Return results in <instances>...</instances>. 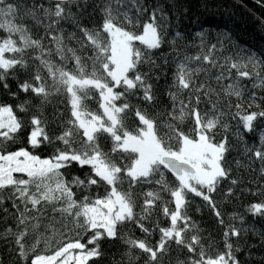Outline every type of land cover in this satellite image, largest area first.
Segmentation results:
<instances>
[{"label": "snow or ice", "instance_id": "1", "mask_svg": "<svg viewBox=\"0 0 264 264\" xmlns=\"http://www.w3.org/2000/svg\"><path fill=\"white\" fill-rule=\"evenodd\" d=\"M256 2L261 3V0ZM88 3L89 0H46V3L37 4L33 0L29 6L23 0H0V31L6 34L0 37V87L10 96L17 97L8 80L17 79L16 72L22 71L29 78L23 82L17 79L18 89L31 95V100L15 107L0 103V190L11 187L13 196L24 208L21 211L20 206L13 203L16 230L6 228L0 234V240L11 244L17 264H28L29 261L30 264H88L91 259L103 255L102 241L117 239L127 248L124 255L129 264H135L141 258L144 264H165L166 261L171 264L173 246L177 251L187 249L189 253L199 249V259L177 258L176 264H243L239 259L243 250L239 243L242 234L251 232L259 236L260 246L264 247V232L243 227L244 217L238 214H232L229 220L239 219L241 227L226 223L217 210L212 195L219 183L229 177L230 169L225 164L231 149L227 136L217 143L215 134L225 115L238 118L236 136L240 142H244L240 125L245 132L258 134L259 146L245 145V153L264 164V127L258 129L256 123L264 120V110L248 111L237 103L235 113L231 112L230 106L228 112H221L217 105L223 97L235 96L239 100L245 96L247 89L243 78L256 81L253 88H264V59L255 52L247 56L239 53L224 55L230 51L225 49L224 41L218 38L217 44L209 48L203 31L196 35L200 38L202 51L207 49L206 55L190 56L174 50L156 57V50L164 43L168 21L160 5L145 6L144 0H99L95 8L100 10L102 22L89 27L83 19ZM73 6L77 8L75 13ZM150 8L148 20L141 24ZM28 19L37 28H43L44 35L39 39L30 35V29L24 23ZM158 19L165 21V25L159 24ZM62 22L71 23L75 30L65 36ZM124 22L142 27V33L126 30ZM14 35L19 37V42ZM225 35L219 34L220 37ZM180 37L177 30L172 41L174 46ZM45 39L49 40L48 45H45ZM71 42L79 47L69 46ZM27 50H35L37 54L28 57ZM81 51L92 54H77ZM5 53L13 56L6 57ZM53 54L61 61H71L73 67L54 65L47 58ZM159 59L163 64L157 62ZM29 60L34 65H30ZM169 64L175 65L167 92L172 108L149 116L146 109L133 104L130 98L154 106L156 97L150 81H159L166 75L164 69ZM142 67L147 70L141 71ZM249 67L251 70H247ZM213 69H219L214 77ZM232 69L236 70L234 77ZM200 74H204V79L197 83ZM226 79L232 82L225 86L222 82ZM212 81L220 91L212 86ZM93 90L99 95V109L102 110L99 113L89 111L85 104L92 98ZM185 92L186 101L180 99ZM201 94L212 104L209 112L199 110ZM213 95L218 98L215 102L211 100ZM55 97L65 98L60 101L65 103V112L55 111L49 118L46 109L50 105L57 107ZM249 99V108L253 104L259 107L255 92ZM17 111L25 115L32 111L33 114L26 121L17 115ZM65 113H68L66 118ZM129 118L138 121L134 130L127 126ZM188 119L193 120V126L186 133L179 125ZM223 127L227 131L229 126L224 124ZM50 129H60V132L57 135ZM161 129L167 130L164 135L160 134ZM21 136L26 146L7 151V146L16 144ZM105 140L111 143L108 152L101 144ZM41 147L51 148L52 154L41 158L31 151H39ZM115 157H119V161ZM72 167H87L89 171L83 178L73 176L68 180L64 170ZM260 171L264 175V167ZM166 172L172 174L175 183L166 179ZM13 173L26 174L27 179L17 178ZM231 183L235 185L237 181L233 179ZM124 184H127V190H121ZM153 185L159 187L154 190ZM33 186L35 191H32ZM101 186L106 195L93 197L92 189ZM143 186H148V190L141 194L143 202L137 213L134 190ZM73 189L80 191L82 199L75 198L77 193ZM189 194L205 201L213 209L219 225L224 226V250L214 257L207 254L197 226L187 215ZM232 194L233 190L229 188L226 195ZM57 201L64 204L53 207V211L67 221L62 227L75 230L77 237L87 236V244L77 238L74 242L64 243L52 255L36 254L38 245L49 241L43 234H38L35 243L30 246L25 243L30 232L36 233L40 228L39 217L33 218L27 213L40 212L41 205ZM3 202L0 197V205ZM3 211L7 213V209ZM246 212L264 216V202L252 203ZM160 216L169 221L168 226H160ZM149 224L151 227L146 226ZM125 225H134L144 238H135L131 229L121 234ZM157 231L159 239L153 244L150 238ZM190 231H197V234L189 237ZM232 238H236L235 243ZM247 247L246 255L251 259V249L256 245ZM136 251L138 255H134ZM260 261L264 262V256ZM114 264L120 262L114 261Z\"/></svg>", "mask_w": 264, "mask_h": 264}, {"label": "trees", "instance_id": "2", "mask_svg": "<svg viewBox=\"0 0 264 264\" xmlns=\"http://www.w3.org/2000/svg\"><path fill=\"white\" fill-rule=\"evenodd\" d=\"M13 2H18V0H13ZM27 5H31L33 0H23ZM37 4L45 2L46 0H35ZM99 3V0H89L88 7L84 12L83 19L87 26L95 27L102 22V16L100 10L95 8V5ZM145 6L151 5L156 7L160 5L164 13L168 17L167 21V32L165 34L164 43L159 50H156L155 56L161 57L173 53L175 51H181L183 54L190 56L206 55L207 49L200 48V38L196 35L198 32L203 31L205 33V42L210 48L212 44H217V40L222 39L224 41L225 49H230L229 52H225L224 55H232L233 53H239L240 56L250 55L252 52L257 53L262 59H264V0L261 3H257L256 0H144ZM72 11L77 12L75 6L72 7ZM149 13H146L141 20V24L147 21L149 18ZM133 15H135V10L133 9ZM123 20V18H120ZM2 22V21H0ZM16 22H20L17 20ZM161 25H165V21L157 20ZM24 23L30 29V35L34 39H39L44 35L43 28H37L34 23L28 19ZM125 29L128 31H135L136 34L142 33V27H133L124 22ZM61 27L65 29V36L67 33L74 31V27L71 23L62 22ZM181 33V37L177 40L176 45L172 44L175 37L176 31ZM220 33H226L225 36L220 37ZM5 32L0 31V37H4ZM19 42L18 36H13ZM107 39L105 34V40ZM45 45L49 44V40L45 39ZM137 46L139 42H136ZM71 47H79L75 42H71ZM37 52L35 50H27L26 56H35ZM77 54L82 56L91 55V51L78 52ZM214 56H218L219 53H213ZM6 57H12L13 54L5 53ZM52 60L54 65L64 66L67 69L73 67L71 61H61L58 56L53 54L47 57ZM158 63L163 64V60L159 59ZM30 65H34L32 60H29ZM89 63V71L91 70V61ZM196 65H193L195 67ZM210 66V65H209ZM145 67L141 68V71H146ZM166 75H162L159 81L151 80L150 83L153 84V91L156 97L155 105L148 106L143 104L136 98H130L133 104H139L141 108L147 110L149 116H154L156 112L170 111L172 108V101L167 95L169 91L168 85L172 82V75L175 71V65L169 64L164 69ZM251 68L249 67V69ZM31 71V69L29 70ZM219 69H213V77L218 74ZM233 77L236 74V70L232 69ZM16 77L20 82L28 79L29 76L22 71L16 72ZM17 79H9L8 83L11 85V91L17 93V97H12L6 93L2 87H0V103L11 104L14 107L26 100H31L30 94H25L20 91L17 86ZM204 79V74H200L197 78V83ZM49 83L51 80L49 78ZM230 79L224 80L222 83L226 86L231 83ZM253 79L243 78V83L247 89L245 96L242 99H237L235 96L230 98L223 97L222 102L217 105L218 111L228 112L230 106L231 112L235 113L236 104L240 103L243 105L244 109L248 111H260L264 110V100L259 98H264V88H253ZM212 86L220 91L218 85L212 81ZM255 92L258 100L257 103L259 107L255 104L249 108L250 94ZM91 99L85 101L86 107L91 112L99 113L102 110L99 109V95L94 90L90 93ZM202 103L199 105V110L204 112H209L212 109V104L207 102L203 98ZM180 99L187 100V92L180 96ZM218 98L213 95L211 100L215 102ZM65 100L64 97H55L54 104L57 105L54 108L52 105L48 106L46 109V115L51 118L55 111L65 112V103L60 101ZM33 114L29 111L27 115L17 111V115L26 121ZM68 113H65V118ZM259 127H264V120H259L256 122ZM227 124L229 127L225 131L223 125ZM238 124V118L232 119L231 115H225L222 118L221 125L217 128L215 134V140L218 143L225 136L228 137V142L230 146V151L226 156L225 167L230 169V174L228 179L222 180L217 186V190L213 193L212 198L215 201L217 210L220 211L226 223H232L235 227H241L239 219L235 221H230L229 217L232 214H238L244 217L243 227L256 229L258 232H264V216L256 215L253 216L251 213L246 212V208L254 202H264V175L261 174L260 169L264 167L259 160L251 159L245 153V145L252 147L253 145L259 146L258 134L247 133L243 130L242 125H240V131L243 133L244 142H240L236 136V129ZM138 125V121L131 118L127 121V126L130 130H134ZM193 126V120L188 119L183 124H180V130L188 133ZM54 131L55 134H59L60 129H50ZM166 129H161L160 134L164 135ZM102 147L105 152H108L111 148L110 141H102ZM23 142V137H18L16 144H9L6 148L7 151H15L18 147H25ZM255 150V149H253ZM33 154L40 156L41 158L49 157L52 154V149L48 147H41L39 151L31 150ZM119 161V157H115ZM89 169L85 167L80 169L79 167H72L64 170V176L66 179L70 180L73 176L84 177V174L88 172ZM17 178L27 179L26 174L16 173L14 174ZM166 179L170 183H175V178L171 173H165ZM235 179L237 184L233 185L231 181ZM127 184L122 186L121 190H127ZM159 186L153 185L152 188L155 190ZM229 188H232L233 194L227 196L226 193ZM35 187H32V191H35ZM148 190V186L136 187L134 190L135 199L137 201V207L135 211L139 213L141 211L140 205L143 202L142 193ZM13 189L11 187L0 190V197L3 198L4 202L0 205V234L4 232L6 228L11 227L14 231L16 230V220L15 213L16 209L12 207L13 203H17L20 206V210L23 211V205L20 204L18 200L13 196ZM77 193L76 199H82V194L79 190L73 189ZM91 195L96 197L97 195L103 197L106 195V190L103 186L100 188H93ZM167 199V195L165 194ZM188 207L187 215L191 218V221L197 226L198 234L202 236V241L204 243L206 252L208 255L215 256L218 252L224 250L223 244V232L224 226L219 225L217 217L214 214L213 209L207 205L200 197H194L191 194L188 196ZM64 206L62 201L54 202L51 205H41V211L37 212L35 210L27 213L28 216L36 218L39 217L40 228L36 233L30 232L26 237L25 243L29 246L35 243L36 236L38 234H43L45 240L49 242L42 241L37 247L36 254L51 255L59 247H62L64 243L74 242L75 239L79 238L82 243L87 244V236L81 235L77 237L75 230L68 231V229L63 228L62 225L67 223L59 213L53 211V207L59 208ZM174 208V205H172ZM7 209V213L3 211ZM153 219H156L154 217ZM160 226L166 227L169 221L164 217L160 216ZM51 224V227H46ZM151 227V225H146ZM55 229V233L53 232ZM69 228L71 225L69 224ZM131 229V234L135 238H144L143 234L135 228L134 225H125L121 229V234L128 233ZM63 233L64 235H61ZM197 234V231H190L188 236ZM243 239L239 243L243 246V250L239 253V259L243 264H264L260 261V257L264 256V247L260 246V237L253 235L251 232L243 233ZM159 239V232L157 231L151 238L150 242L155 244ZM233 242H236V238H232ZM214 242V243H213ZM247 245H256V247L251 249L252 258L250 259L246 253L248 252ZM89 248L92 245H88ZM173 251L171 253V264H176L177 258L180 260L190 261L192 259H199V249L195 253H189L187 249L175 250L173 246ZM101 251L103 255L99 258L91 259L88 264H114V261H119L120 264H129L128 257L124 255L127 251L126 246L121 240H104L101 242ZM138 251L134 252V255H138ZM0 264H17V258L14 254V250L10 243L0 240ZM30 264V261L28 262ZM135 264H144L143 259L136 261ZM165 264H168L166 261Z\"/></svg>", "mask_w": 264, "mask_h": 264}, {"label": "rangeland", "instance_id": "3", "mask_svg": "<svg viewBox=\"0 0 264 264\" xmlns=\"http://www.w3.org/2000/svg\"><path fill=\"white\" fill-rule=\"evenodd\" d=\"M16 174V173H13V175ZM74 252H78L79 250H73ZM54 254V253H53ZM52 255V254H51Z\"/></svg>", "mask_w": 264, "mask_h": 264}]
</instances>
